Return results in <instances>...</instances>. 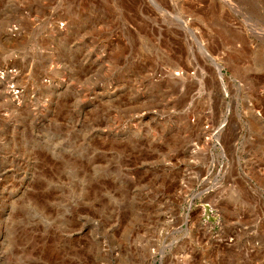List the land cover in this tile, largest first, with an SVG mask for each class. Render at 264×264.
<instances>
[{
    "label": "rangeland",
    "instance_id": "1",
    "mask_svg": "<svg viewBox=\"0 0 264 264\" xmlns=\"http://www.w3.org/2000/svg\"><path fill=\"white\" fill-rule=\"evenodd\" d=\"M0 83V264H264V0H0Z\"/></svg>",
    "mask_w": 264,
    "mask_h": 264
},
{
    "label": "bare ground",
    "instance_id": "2",
    "mask_svg": "<svg viewBox=\"0 0 264 264\" xmlns=\"http://www.w3.org/2000/svg\"><path fill=\"white\" fill-rule=\"evenodd\" d=\"M8 26H9V25H8ZM53 29H54V28H53ZM3 30H4V29H3ZM52 31H53V30H52ZM12 32L14 33V32H16V31H12ZM12 32H10L9 29L5 31V33L8 34V35H10V36H11V34H13ZM2 33H3V32H2ZM14 34H15V33H14ZM4 35H5V34H4ZM51 35H52V33H51ZM55 47H56V46H55ZM2 75L4 76V78H3L4 80H10V79H11V78H10L11 75H10L8 72H7V73H6V72L3 73ZM12 77H13V76H12ZM9 78H10V79H9ZM13 78H14V77H13ZM0 84H1V83H0ZM7 95H8V94H7ZM5 96H6V95H5ZM11 108H12V107H11ZM21 110H22V109H21Z\"/></svg>",
    "mask_w": 264,
    "mask_h": 264
}]
</instances>
